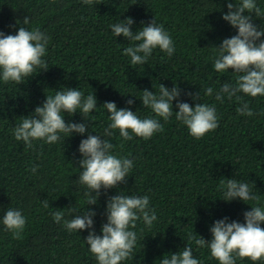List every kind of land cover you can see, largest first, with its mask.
<instances>
[{"label": "trees", "instance_id": "obj_1", "mask_svg": "<svg viewBox=\"0 0 264 264\" xmlns=\"http://www.w3.org/2000/svg\"><path fill=\"white\" fill-rule=\"evenodd\" d=\"M257 4L264 10V0ZM227 10L226 0H94L92 5L83 0H0V31L15 34L21 26L17 21L29 16L30 29L39 27L50 36L46 71L19 85L0 81V264H97L84 241L88 230L69 232L63 221L54 222L51 212L62 210L65 219H70L66 207L76 205L83 211L86 206V187L77 181L78 146L90 131L104 135L110 121L102 104L113 101L118 109L129 107L141 118L154 116L138 97L144 88L158 93L159 83L168 88L177 84L182 90L180 99L192 106L214 105L219 127L196 139L173 113L168 121L159 118L164 131L147 140L133 135L124 141L118 129L112 130L114 153L133 159L134 167L127 183L106 193L101 189L98 203L89 206L97 213L93 218L97 234L106 222L108 197L119 192L149 195L157 215L151 228L142 220L137 222L135 256L121 264H159L165 253L170 256L186 246L189 233L211 240L210 226L225 216L229 222L243 223V213L256 202H225L222 180L249 182L264 206V96L240 94L255 113L251 117L237 113L241 101L227 95L222 103L215 99L221 85L234 82L238 75L231 69L217 73L212 67L215 45L237 31L222 19ZM154 16L171 35L175 52L169 57L156 48L147 64L132 65L122 52L137 42L122 34L115 37L110 25L132 17L136 31L141 21L146 24ZM254 22L264 25V18ZM64 87H78L85 95L94 92L97 108L88 114L92 120L88 132L55 144L33 141V147L26 149L13 136V128L21 116L42 105L46 95ZM208 87L214 90L211 96L205 95ZM185 93H200L201 100ZM130 98L135 101L132 105L126 103ZM175 104L173 111H178ZM65 119L83 122L79 112L65 114ZM34 165L38 166L35 173L31 171ZM45 199L49 208L43 206ZM7 208H18L26 217L21 239H13L4 228ZM193 255L202 264H219L207 247L193 245ZM236 264L264 261L237 257Z\"/></svg>", "mask_w": 264, "mask_h": 264}, {"label": "clouds", "instance_id": "obj_2", "mask_svg": "<svg viewBox=\"0 0 264 264\" xmlns=\"http://www.w3.org/2000/svg\"><path fill=\"white\" fill-rule=\"evenodd\" d=\"M93 2L94 0H83L86 5H92ZM226 7L228 10L222 12V19L237 31L235 35L224 38L218 46L215 45L212 67L217 73L231 69L238 75L234 82H224L221 85L215 93V99L222 103L225 95L228 99L235 98L241 101L237 113L251 117L255 113L247 102H242L240 94L264 96V25L254 22L257 18H264V10L258 6L257 0H226ZM30 20L29 16H25L22 22L17 21L21 26L15 34L0 31V81L5 84L14 82L19 85L26 78L49 68L44 57L47 55L50 36L39 27L30 29ZM134 23L132 17H127L110 25L115 37L122 34L128 41L137 42L124 48L122 52L131 58L132 65L147 64L156 48L169 57L174 54V41L164 26L157 24L155 16L146 24L141 21V26L136 31L132 29ZM213 91L212 87H208L205 95L211 96ZM141 92L142 96L138 98L144 107L151 109L154 116L141 118L137 111L134 112L129 107L118 109L115 102L106 101L102 106L109 114L110 123L104 128L103 136L93 135V131L88 132L92 124V120L87 118L88 114L97 108L94 92L85 95L78 87H64L56 90L54 95H46L43 104L36 106L29 115L21 116L20 123L12 130L15 139L23 141L26 149L33 147V141L42 140L47 144H55L61 139L65 141L73 134L83 135L88 132L87 138L81 139L78 146L81 158L77 179L80 185L86 187V206L83 211L76 205L66 207L70 219H65V212L62 210L53 211L51 215L55 223L63 221V227L69 232L88 230L84 241L97 264H121L127 259H133L138 240L134 230L137 222L142 220L151 228L157 220L155 209L150 207L149 195L119 192L108 197L104 213L106 222L101 225V234H97L93 219L97 213L89 206L98 203L101 189L106 193L108 189L127 183L134 167L133 159L114 153L115 145L110 140L114 135L112 130L118 129L119 136L124 141L132 140L133 135L147 140L155 133L164 131L159 118L168 121L173 113L175 119L185 125L189 134L196 139H201L206 133L219 127L216 107L204 102L196 103L195 106L183 102L180 99L182 90L175 83L171 88L159 83L158 93L147 88ZM185 94L193 100H201L200 93ZM173 101H176L178 111H173ZM134 102L131 98L126 101L128 105ZM77 112L83 117V122L66 121L65 114L73 116ZM37 168L34 165L31 171L35 173ZM221 184L225 202L234 199L245 203L256 202L255 205L247 203L251 210L243 213L244 222H229L227 216L215 220L209 228L211 240H206L201 235L197 238L189 233L186 246L170 256L165 253L159 264H202L193 255V245L197 248L207 247L211 257L219 264H236L237 257L248 258L253 262L264 261V227H261L264 223V206L260 205L259 197L253 192L250 183L241 179L227 178ZM43 206L49 208L46 199ZM26 222L20 209L7 208L4 211L2 223L5 230L12 233L13 239L22 238Z\"/></svg>", "mask_w": 264, "mask_h": 264}]
</instances>
